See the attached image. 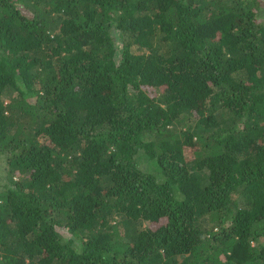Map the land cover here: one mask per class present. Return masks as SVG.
Here are the masks:
<instances>
[{
    "label": "trees",
    "instance_id": "trees-1",
    "mask_svg": "<svg viewBox=\"0 0 264 264\" xmlns=\"http://www.w3.org/2000/svg\"><path fill=\"white\" fill-rule=\"evenodd\" d=\"M0 264H264V0H0Z\"/></svg>",
    "mask_w": 264,
    "mask_h": 264
}]
</instances>
